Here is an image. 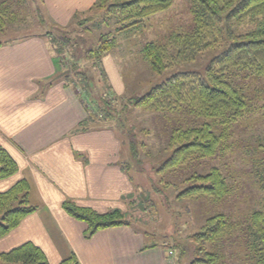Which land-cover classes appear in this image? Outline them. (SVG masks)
Returning a JSON list of instances; mask_svg holds the SVG:
<instances>
[{
    "label": "rangeland",
    "instance_id": "1",
    "mask_svg": "<svg viewBox=\"0 0 264 264\" xmlns=\"http://www.w3.org/2000/svg\"><path fill=\"white\" fill-rule=\"evenodd\" d=\"M2 2L8 20L0 32V43L44 35L60 59V78L67 86L80 90L87 112L94 118L87 121L88 126L111 128L122 142L121 163L133 184L126 218L141 231L148 245L177 244L166 264H186L194 250L191 235L207 218L217 214L224 215L230 227L223 237L204 245L207 251L218 254L223 264H259L250 235V217L256 211L264 213V189L260 184L264 172V76L234 70L230 81L245 96L247 108L230 125L223 149L213 157L194 158L164 173L157 170L171 156L168 141L173 130L206 123L220 134L224 126L219 119L191 115L185 109L149 111L132 105L134 99L178 72H202L221 51L194 52L183 63L159 74L144 60L142 47L146 42L166 45L171 35L193 29L190 0H174L168 10L145 19L138 27L119 32L116 16H103L93 5L84 12H75L66 27H59L45 12L44 0ZM255 27L257 24L251 23L236 28V32ZM105 34L115 37V46L101 59L99 69L105 74L102 78L84 53L94 49ZM61 39L68 40V45L62 46ZM83 76L89 83H82ZM102 96L108 108L98 105ZM107 111L113 118L103 117ZM212 168L224 177L229 189L226 196L221 200L176 197L188 186L186 179L207 174ZM180 254L183 257L177 262Z\"/></svg>",
    "mask_w": 264,
    "mask_h": 264
},
{
    "label": "crops",
    "instance_id": "2",
    "mask_svg": "<svg viewBox=\"0 0 264 264\" xmlns=\"http://www.w3.org/2000/svg\"><path fill=\"white\" fill-rule=\"evenodd\" d=\"M94 1L44 0L43 6L55 25L66 27ZM59 60L44 35L0 43V147L18 165L14 175L0 180V192L25 179L28 200L37 208L0 239V251L31 242L49 264L71 253L80 264H166L171 250L148 245L133 226L86 238V224L64 210L70 201L98 213L127 214L133 184L121 163L122 142L111 128L76 131L87 111L80 90L60 78Z\"/></svg>",
    "mask_w": 264,
    "mask_h": 264
},
{
    "label": "trees",
    "instance_id": "3",
    "mask_svg": "<svg viewBox=\"0 0 264 264\" xmlns=\"http://www.w3.org/2000/svg\"><path fill=\"white\" fill-rule=\"evenodd\" d=\"M173 1L95 0L92 8L100 11L103 16H116L120 25L117 30L119 32L142 25L145 19L168 10ZM2 3L0 32L4 30L8 20L5 4ZM190 5L193 29L184 34L171 35L166 45L146 42L142 47L144 60L152 71L159 74L183 63L194 52L202 53L214 49L221 51L207 63L202 72H178L152 87L142 97L134 99L132 105L149 111L173 112L185 109L191 115L219 119L224 127L220 134H216L211 125L206 123L173 130L168 141V148L172 153L157 170L160 173L194 158L213 157L222 150V143L228 135L226 132L230 125L241 118L247 108L245 96L230 81L233 71L249 70L254 75L264 76V0H190ZM251 23L257 24V27L244 33L236 32V28ZM61 40L60 44L65 46L68 40ZM114 46L115 37L105 34L100 37L94 49L84 53V58L93 62L102 78H105V74L99 69L101 59ZM87 82L83 76L82 83ZM64 84H67L66 81ZM99 100L100 108L109 107L104 96ZM110 113L105 112L103 117L113 118ZM93 119L92 114L87 112L86 120L79 123L76 131L91 128L87 121L91 122ZM215 125L218 126L219 123ZM17 171L16 161L6 149L0 147V180L14 175ZM186 180L188 186L177 193L178 199L205 196L221 200L229 192L227 183L217 168H212L204 175L194 174ZM260 184L264 189V172L260 177ZM29 193L30 185L25 179L14 182L8 189L0 192V239L13 230L24 217L36 211V206L31 205L28 200ZM62 206L69 216L86 224V238L103 229L132 226L126 213L118 209L98 213L70 201L64 202ZM229 227L228 220L222 214L207 218L199 230L191 235L194 250L192 258L186 264H223L219 255L207 251L204 245L223 237ZM250 235L257 255L256 263L264 264V213H252ZM173 245L177 246L175 242ZM173 245L166 243L164 247L174 251ZM180 255L177 262L183 257ZM0 264L49 263L39 247L25 242L7 251H0ZM59 264L80 263L71 253Z\"/></svg>",
    "mask_w": 264,
    "mask_h": 264
},
{
    "label": "built area",
    "instance_id": "4",
    "mask_svg": "<svg viewBox=\"0 0 264 264\" xmlns=\"http://www.w3.org/2000/svg\"><path fill=\"white\" fill-rule=\"evenodd\" d=\"M168 257H173V253L171 251L168 253ZM169 264H173V263L170 262Z\"/></svg>",
    "mask_w": 264,
    "mask_h": 264
}]
</instances>
